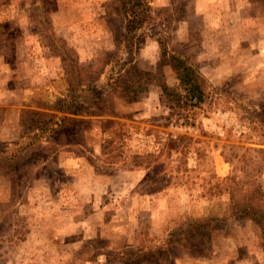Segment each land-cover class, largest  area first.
<instances>
[{
	"label": "rangeland",
	"instance_id": "374dc122",
	"mask_svg": "<svg viewBox=\"0 0 264 264\" xmlns=\"http://www.w3.org/2000/svg\"><path fill=\"white\" fill-rule=\"evenodd\" d=\"M151 4L129 31L122 0H0V150L24 147L0 161V264H264V0ZM175 52L207 93L195 126L164 118ZM121 69L137 101L62 110Z\"/></svg>",
	"mask_w": 264,
	"mask_h": 264
},
{
	"label": "trees",
	"instance_id": "16d2710c",
	"mask_svg": "<svg viewBox=\"0 0 264 264\" xmlns=\"http://www.w3.org/2000/svg\"><path fill=\"white\" fill-rule=\"evenodd\" d=\"M126 11L128 12V30L134 31L142 28L143 25L151 18L152 4L151 0H122ZM162 48L164 49V44L160 41ZM172 67L177 75L179 83L174 86L163 85L162 92L167 98V110L168 114L164 117L166 120L171 121L173 116H179L178 119L183 118L184 122L188 125L195 126L197 116L203 110V105L207 100V93L202 85V78L198 68L191 62L189 57L185 56L180 52H175L171 55ZM130 70L139 72L143 75H149L150 72L140 71L135 66L131 67ZM103 90L99 86H86L81 87L77 83H74L72 93L69 94L68 99L63 103V111L72 112L73 114H79L81 108L75 109L77 102L80 98L86 99L88 102L94 101L97 105L98 100L101 99L103 108H107L105 95L107 94H119L124 97H129L130 101H137L138 97H135L138 88L134 87L133 83L128 79V76L121 69L118 74H112L108 78L107 82L102 85ZM133 96V97H132ZM90 97V98H88ZM193 121H190V120ZM38 132L32 137V142L27 144V149L40 144V136L48 135L53 129L47 122H38L36 124ZM117 133V131H116ZM180 139V138H179ZM182 139V138H181ZM180 140H173L169 147L171 149L177 150L179 145H181ZM26 146V145H25ZM21 145L15 146L10 149L0 150V161L6 160L9 164L11 162H16L20 159V151L23 150ZM105 148L104 147V154ZM110 154V152H108ZM140 158V157H139ZM139 160V159H138ZM137 160V163L139 162ZM139 165V164H136ZM256 211V210H255ZM241 214H247L248 209H241L239 211ZM251 218L256 220L260 225L264 233V214L260 211H256L255 215H250Z\"/></svg>",
	"mask_w": 264,
	"mask_h": 264
}]
</instances>
